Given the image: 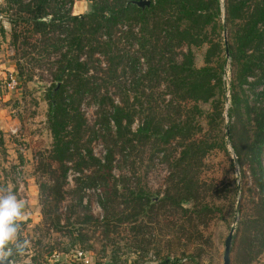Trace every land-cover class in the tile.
<instances>
[{
	"label": "trees",
	"instance_id": "trees-1",
	"mask_svg": "<svg viewBox=\"0 0 264 264\" xmlns=\"http://www.w3.org/2000/svg\"><path fill=\"white\" fill-rule=\"evenodd\" d=\"M63 1L6 0L16 9L9 19L0 15V32L12 36L18 80L32 81L36 68L50 65L53 86L48 94L52 99L48 122L53 144L37 166L47 178L39 184L44 221L60 225L58 205L64 200L71 163L85 178L84 182L78 181L80 191L82 185L100 184L104 189L100 204L105 218L99 224L107 237L123 222L125 211L121 205L126 204L129 220L150 213L155 219L162 211L169 218L185 219V228L174 220L172 226L187 231L191 243L204 240L201 229L209 226L214 215L208 197L216 190L204 181L203 175L208 156L216 146L211 136L224 122L226 103L222 47L207 32L209 26L223 28L216 22L221 16L220 0H148L150 6L145 9L135 4L139 0H88L90 11L81 16L72 13L75 0ZM69 2L70 8L62 13ZM226 3L228 21H239L235 42L226 48L236 68L230 109L235 122L229 134L237 160L248 169L252 181L247 192H257L252 226L261 242L256 237L249 238L238 252L241 264H249L264 248V168L260 157L264 147V107L250 102L248 93L264 88V0ZM124 28L126 39L139 45L137 60L144 59L148 67L140 82L157 88L165 86L155 105L153 94L146 95L147 106L142 109L137 131L133 129L140 117L137 98L139 102L143 96L134 91V97L121 95L116 104L108 89L103 93L98 86L102 75L107 88L116 76L120 63L108 54ZM206 45L204 64L197 67L193 49ZM34 53H45L48 59L54 53L59 57L48 63L35 59ZM97 55L108 56V70L101 68ZM253 77L256 79L251 83ZM89 95L97 102L100 122L111 138L104 163L89 149L87 121L81 111ZM111 127L116 128L115 134L110 132ZM140 148H151L157 156L162 153L169 167L164 196L158 202L149 192L137 188L121 194L126 179L113 175L116 156ZM242 176L247 178V171L243 170ZM49 197L57 204V214L52 219L46 207ZM247 222L244 217L243 224ZM77 238L85 240L82 232Z\"/></svg>",
	"mask_w": 264,
	"mask_h": 264
},
{
	"label": "rangeland",
	"instance_id": "rangeland-1",
	"mask_svg": "<svg viewBox=\"0 0 264 264\" xmlns=\"http://www.w3.org/2000/svg\"><path fill=\"white\" fill-rule=\"evenodd\" d=\"M69 4L70 2L68 6ZM90 7L88 0H75L73 15L87 14ZM220 7L221 16L216 22L223 28L218 26L207 28L210 37L218 41L222 47L220 62H224L226 83L224 122L216 132L214 130L212 133L211 141H215L216 146L208 156L203 175L204 181L216 190L210 192L208 197V201L214 207V215L209 226L201 229L204 240L193 243L187 238L188 232L182 230L181 226L179 228L172 226L174 220L185 228L183 217L169 218V215H164L161 211V216H156L155 219L150 213L143 218L129 220L127 216L130 211L126 204L121 205L122 211H125L123 222L107 237L99 224L105 218L100 204L101 199L105 197L104 189L100 184L82 185L80 191L79 182H84L85 178L71 163L64 200L58 205L60 225L54 226L50 221L47 223L44 221L39 184L47 181V178L38 172L37 166L39 159L47 154L53 144L48 122L52 101L48 94L53 86L48 70L50 65L36 68L32 81L21 82L17 77L12 36L9 32L5 34L0 32V188L7 189L15 193L19 199L26 201L25 215L20 221L19 239L29 241L24 255L15 257L16 264H83L74 258L77 251H83L90 257L92 264H224L225 241L233 226L236 230L231 264H241L242 259L238 254L240 246L253 237H256L258 243L261 242L260 234L256 236L257 231L252 226L257 192L255 190L247 192L252 186V181L248 169L240 165L237 160L229 134V127L235 122L230 109L231 86L236 68L226 48L235 42L239 21H228L226 0H220ZM15 9V6H8L6 0H0V15L3 18L9 19ZM67 9L64 7L62 13ZM2 27L3 25L0 28ZM126 28L118 35V43L112 46L108 54L115 63H120L116 76L107 88L103 86L105 75H102L98 86L103 93L108 89L109 96L116 104L120 103L121 95L134 97V91L139 96H143L139 102L137 98L136 107L140 117L133 126L134 131H137L141 126L142 109L147 106L146 95L153 94V105H155L165 86L157 88L155 84L140 82L139 78L147 72L148 67L144 59L137 60L140 54L139 45L133 40L126 39L124 34ZM206 50L207 45L194 47L197 67L203 66ZM32 56L48 63L54 62L59 57L55 53L50 59L45 53H34ZM97 57L102 62L101 68L108 70L110 66L108 56L106 58L97 55ZM119 57L123 59L118 60ZM11 77L17 79L16 86L12 85ZM255 79L251 78L250 82H255ZM144 90L145 95H143ZM263 92L264 88L249 90L250 102H256L257 105L264 107ZM168 99L166 97V101ZM131 101H133L132 97ZM204 107L205 110L208 109V106ZM81 111L87 121L89 149L104 163L111 138L100 122L99 106L92 96L89 95L83 100ZM203 125L207 128L205 120ZM111 129L113 131L110 132L115 134L116 128L111 127ZM131 152V154L124 152L123 155H117L114 161L113 175L119 179H126L121 194L127 191L130 193L137 188L149 192L155 202L160 201L164 196L169 173L163 154L153 155L151 148H140ZM260 157L264 168V147ZM243 170L247 171V178L242 176ZM91 173L92 170L89 169L88 174ZM20 182L23 183L22 191ZM30 182L38 190V199L34 203L29 190ZM49 202L46 207L47 212H50L48 218L52 219L55 213L57 214V204L50 197ZM238 204H240L239 212H237ZM244 217L249 221L246 224H243ZM246 225L247 227H244ZM79 232L84 235L83 242L77 238ZM258 250L259 248L254 253ZM56 256L58 258H55ZM255 257L249 264H264V248L260 253L255 254Z\"/></svg>",
	"mask_w": 264,
	"mask_h": 264
},
{
	"label": "clouds",
	"instance_id": "clouds-1",
	"mask_svg": "<svg viewBox=\"0 0 264 264\" xmlns=\"http://www.w3.org/2000/svg\"><path fill=\"white\" fill-rule=\"evenodd\" d=\"M25 207L26 201L0 188V264H16L15 257L23 256L29 244L19 239Z\"/></svg>",
	"mask_w": 264,
	"mask_h": 264
},
{
	"label": "water",
	"instance_id": "water-1",
	"mask_svg": "<svg viewBox=\"0 0 264 264\" xmlns=\"http://www.w3.org/2000/svg\"><path fill=\"white\" fill-rule=\"evenodd\" d=\"M135 4L142 8V9H145L147 7L150 6V1H146V0H139L137 2H135ZM60 87V85L57 87V89ZM228 144H230V140L228 138ZM240 210V204H238V207H237V212H239ZM235 230H236V227L233 226L232 229H231V232L229 233L228 237L226 238V241H225V250H224V256H223V261H224V264H231V253H232V248H233V245H234V234H235ZM11 259V257L9 258Z\"/></svg>",
	"mask_w": 264,
	"mask_h": 264
},
{
	"label": "built area",
	"instance_id": "built-area-1",
	"mask_svg": "<svg viewBox=\"0 0 264 264\" xmlns=\"http://www.w3.org/2000/svg\"><path fill=\"white\" fill-rule=\"evenodd\" d=\"M61 1H63V0H61ZM63 2H64V1H63ZM65 7L70 8V4H69V6H68V4H67V6H65ZM16 80H17V79L11 77V83H12V85H14V86L17 85ZM19 176H20V175H19ZM20 177H21V176H20ZM19 180L21 181V178H19ZM22 189H23V183L20 182V190L22 191ZM55 258H58V256H56ZM74 258L77 259V260H79V261H81L83 264H92V263H91V258L88 257L83 251H77V252L75 253V255H74ZM11 259H12V258H11Z\"/></svg>",
	"mask_w": 264,
	"mask_h": 264
},
{
	"label": "crops",
	"instance_id": "crops-1",
	"mask_svg": "<svg viewBox=\"0 0 264 264\" xmlns=\"http://www.w3.org/2000/svg\"><path fill=\"white\" fill-rule=\"evenodd\" d=\"M74 7H75V2H74V5H73ZM73 7V8H74ZM73 8H72V13H73ZM76 16V15H75ZM29 190H30V195H31V200H32V203H34L35 201H37V199H38V190H37V188L35 187V186H33L32 184H31V182H30V184H29ZM25 213V212H24ZM25 215V214H24ZM36 220H38V219H36Z\"/></svg>",
	"mask_w": 264,
	"mask_h": 264
}]
</instances>
